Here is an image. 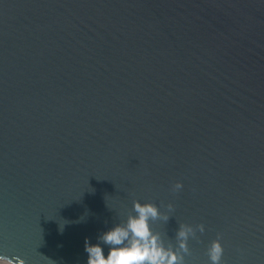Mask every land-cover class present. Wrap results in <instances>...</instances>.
<instances>
[{
  "label": "water",
  "instance_id": "obj_1",
  "mask_svg": "<svg viewBox=\"0 0 264 264\" xmlns=\"http://www.w3.org/2000/svg\"><path fill=\"white\" fill-rule=\"evenodd\" d=\"M134 201L264 264V0H0V255L87 264Z\"/></svg>",
  "mask_w": 264,
  "mask_h": 264
},
{
  "label": "clouds",
  "instance_id": "obj_2",
  "mask_svg": "<svg viewBox=\"0 0 264 264\" xmlns=\"http://www.w3.org/2000/svg\"><path fill=\"white\" fill-rule=\"evenodd\" d=\"M173 187L174 191H179L183 185L177 182ZM133 210L135 215H128L124 223L116 224L101 234L98 237L100 243L91 244L87 238L85 239L87 264H184L183 254L165 247L159 234L152 231L149 221L160 217L158 208L151 203L141 204L134 201ZM200 231H204L203 225L200 226ZM190 234L194 235L193 230L187 226H181L177 233L181 253L188 252L187 240ZM102 244L109 249L107 255ZM222 255L223 246L220 239L213 240L208 249L211 264H221ZM0 264L16 262L12 258L0 255Z\"/></svg>",
  "mask_w": 264,
  "mask_h": 264
}]
</instances>
